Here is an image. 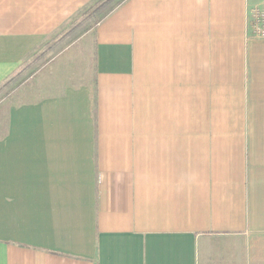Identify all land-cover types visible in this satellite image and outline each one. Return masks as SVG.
Wrapping results in <instances>:
<instances>
[{
    "label": "crops",
    "instance_id": "obj_1",
    "mask_svg": "<svg viewBox=\"0 0 264 264\" xmlns=\"http://www.w3.org/2000/svg\"><path fill=\"white\" fill-rule=\"evenodd\" d=\"M93 1L0 0V87ZM260 1L125 0L60 34L39 64L86 36L63 63L86 81L0 107V264H264Z\"/></svg>",
    "mask_w": 264,
    "mask_h": 264
},
{
    "label": "rangeland",
    "instance_id": "obj_2",
    "mask_svg": "<svg viewBox=\"0 0 264 264\" xmlns=\"http://www.w3.org/2000/svg\"><path fill=\"white\" fill-rule=\"evenodd\" d=\"M108 1L109 0H95V1H93L83 11H80L78 13V15H76L75 18L72 21H70V24H68L64 27L63 31L59 32L54 37L48 39L47 42L43 45V47H41L37 52L32 54L25 61L24 68H22V70H20V72L15 74V76L13 78L8 80L7 82H4L2 84V86L0 87V107L3 104L7 105V101L10 102V104H11L13 102L14 103L23 102L24 100H27L28 98L35 97V94L40 92L39 88H40L42 81L46 80L45 77H51L49 75V73H53V75H56L57 80L56 79H54V80L61 82L62 84L68 82L69 77H74V76H75V78H78L79 83L82 81H86L85 77H84L85 75H83L80 71L70 70V72L67 73L68 76H66L65 75L66 72L69 70V68L71 69V67H69L68 69H64V65H63L64 62H66L70 59L69 56H66V54L71 55V53L68 52L69 51L68 49H70V48H72L71 51L73 52V55H74V53L76 54V55H74V57L86 56L85 55L87 52V50H86V48H87L86 36H84L81 40L75 42V44L72 47H69L68 49L64 50L63 54L65 57H64L63 63L59 66V67H62L63 72H61L62 71L61 70L60 73L58 74L54 70L50 71L51 69L56 68V66H48L49 64L46 65L47 63L44 64L43 62L42 63L40 62V64H39V61L42 59V57L47 52H49L50 50H53V49H54V51H51L50 53H48L47 58L49 60L54 58L56 53H57L56 51H58V49L60 48L61 45L65 44L64 43L65 41H63L62 44H61V42H58V37L59 38L62 37V36H60V34L63 35V32L65 30L69 29L72 24L80 23L94 9H96L100 4L103 3L105 6ZM89 39H88V43H89ZM44 51H47V52L43 54ZM54 52H56V53H54ZM39 56H40V59H38ZM43 59L45 60L46 57H43ZM90 61H91V59H90ZM42 64H44V65L42 66ZM57 64L58 63L56 62V65ZM78 64L80 66V63H78ZM78 64H76V65H78ZM28 65H30V66L27 68ZM40 65H41V67H39ZM79 66H76V67L79 69ZM40 69H41V71H43L42 76L40 74L41 73ZM46 72H47V74H46ZM74 72H79V73L77 74V76H76V74L71 76V74H73Z\"/></svg>",
    "mask_w": 264,
    "mask_h": 264
},
{
    "label": "trees",
    "instance_id": "obj_3",
    "mask_svg": "<svg viewBox=\"0 0 264 264\" xmlns=\"http://www.w3.org/2000/svg\"><path fill=\"white\" fill-rule=\"evenodd\" d=\"M125 0H109L107 4H100L96 9H94L84 20L74 26L64 35L65 41L74 40L78 38L83 32L90 30L96 24H98L102 19H104L110 12H112L118 5H120ZM111 4V5H110ZM93 113L95 115V97H93Z\"/></svg>",
    "mask_w": 264,
    "mask_h": 264
},
{
    "label": "built area",
    "instance_id": "obj_4",
    "mask_svg": "<svg viewBox=\"0 0 264 264\" xmlns=\"http://www.w3.org/2000/svg\"><path fill=\"white\" fill-rule=\"evenodd\" d=\"M247 24L252 38L264 39V0L249 8Z\"/></svg>",
    "mask_w": 264,
    "mask_h": 264
}]
</instances>
